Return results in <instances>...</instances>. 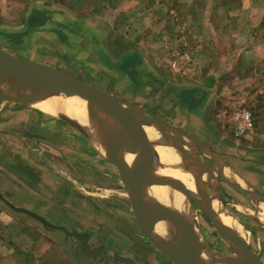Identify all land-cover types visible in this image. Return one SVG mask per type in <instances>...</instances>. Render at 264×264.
I'll return each instance as SVG.
<instances>
[{"label":"crops","instance_id":"0c3cea01","mask_svg":"<svg viewBox=\"0 0 264 264\" xmlns=\"http://www.w3.org/2000/svg\"><path fill=\"white\" fill-rule=\"evenodd\" d=\"M103 1L0 0V42L4 43L0 47L66 68L87 83L108 82L107 91L140 105L148 116L156 105L153 124L161 133L163 128L176 130L184 138L188 161L198 166L193 176L195 190L187 187L193 207L214 224L212 215L219 219L213 208L217 197L221 210L234 216L249 234L252 231L251 250L264 261V0H122L118 4L108 0L111 9L101 8ZM133 2L142 6L137 14L144 21H132L135 10L127 5ZM147 5L151 10L144 11ZM175 9L182 21L174 17ZM214 18L219 21L216 31L208 24ZM231 20L238 22L228 25ZM213 35L218 38L219 56L210 54ZM177 37L189 51L188 69L196 66L181 77L171 71L179 59L175 58V45L168 44L178 42ZM232 52L235 55L229 62L225 56ZM207 66L211 70L203 74ZM218 66L227 75L228 71L234 73V83L249 90L245 101L235 108H215L221 98ZM99 70H104L100 76L89 75ZM242 109L251 113L253 126L238 133ZM113 164L121 176L119 166ZM224 166L234 178L225 174ZM0 194L11 207L0 209V264H179L144 233L132 203L128 218L133 211L135 229L129 222L131 225H121L110 236L109 231L91 224L83 228L91 231H80L59 223L67 228L65 232L35 217L26 220L22 216L26 212ZM70 217L76 226L84 223L79 215ZM36 219L47 228L38 226ZM52 230L58 232L57 240Z\"/></svg>","mask_w":264,"mask_h":264},{"label":"rangeland","instance_id":"374dc122","mask_svg":"<svg viewBox=\"0 0 264 264\" xmlns=\"http://www.w3.org/2000/svg\"><path fill=\"white\" fill-rule=\"evenodd\" d=\"M120 1L122 0H116V4ZM133 3L127 5L130 10H135L133 12L135 14L131 18L132 21L136 23L139 22V19L144 21V17L137 14L142 6L138 4L139 2ZM86 6L84 5L87 10ZM104 6L105 9L107 7L111 9L108 0L102 2L101 8ZM147 6L146 9H143L144 11L151 10ZM176 11L175 9L174 17L178 21H182ZM183 22L189 25L186 20ZM209 22L211 29L215 31L219 29V21L216 18ZM236 22L238 21H228V25H235ZM201 25L205 26V23L202 21ZM232 27L236 28V26ZM227 33L228 37L232 36L230 31ZM0 38L3 37L0 36ZM177 40L179 41L170 40L168 44L175 45L177 53L175 58L179 59L174 67L171 66V71L181 77L186 74L183 73L184 71H192L196 66H190L188 69L189 51L186 46H183V40L180 37H177ZM207 41L209 43V39ZM0 43V46H4L3 42ZM210 45H212L210 46L212 48L211 56H219L221 53L216 52L218 38L215 35L210 37ZM196 53L198 56L200 55L197 49ZM227 55L225 57H228L230 62L235 53H227ZM215 68L212 69L213 73ZM218 68L222 73V76L218 77V94L221 98L216 101L215 108L222 106H226V110L235 108L245 101L249 90L244 85L234 83V73L229 74L228 71L227 75V70L223 71L222 69L223 66H218ZM63 70L68 71L66 68ZM210 70L208 66L203 68V74ZM102 71L104 70L95 73L91 71L89 75L92 78L93 75L100 76ZM105 73L108 75L107 72ZM82 78L84 77H79V79L85 80ZM95 78L97 77L95 76ZM90 84L105 91L111 87L108 82ZM119 98L121 97L119 96ZM141 104L144 105V103ZM156 108L155 105L152 110L154 111ZM40 111L42 110L23 101L12 102L0 97V191L10 201L13 200L15 205L38 210L37 212L45 215L47 219L57 224H68L69 228L91 231L90 227L87 230L83 229L84 226L91 224L98 230L109 231L112 236L118 227L121 225L127 227L131 225L129 223L131 222L132 230H134L137 222H134L135 216L132 210L131 218H128V207L131 204L129 188L123 180L122 174V177L120 176L119 169L94 146L88 135L77 128L72 118H61L43 111L44 114H42ZM153 111L148 112V114L152 113L149 114L152 118L156 115ZM168 116L169 120L173 119L170 114ZM229 207L231 211L238 213V209L234 205H229ZM1 208L11 209L0 198ZM193 210L195 211L194 224L201 234L202 242L216 252L235 253V247L221 235L215 224L204 220L196 206L193 207ZM71 215L81 216L84 223L76 226L72 222ZM22 216L26 220L33 221L35 219L27 213ZM67 216L68 218H66ZM250 221L248 220V223ZM37 225L42 229L46 227L39 222ZM56 233L58 232H51L54 240H57ZM254 239L251 231L247 243L250 248Z\"/></svg>","mask_w":264,"mask_h":264},{"label":"water","instance_id":"95a60500","mask_svg":"<svg viewBox=\"0 0 264 264\" xmlns=\"http://www.w3.org/2000/svg\"><path fill=\"white\" fill-rule=\"evenodd\" d=\"M0 60L2 62L0 63V97L2 98L23 101L36 107L39 102L37 99L41 96H78L95 103L99 108L113 110L114 118L108 133V140L114 144L113 154L118 157L121 154L129 153L133 155V159L131 163H128L126 159L117 162L113 158H108L115 162L121 170L123 180L129 188L137 221L144 233L155 245L172 256L179 264H213L215 261H219L221 264H233L241 260H247L249 264H264V261L251 250L246 242L238 236L230 234L221 224L220 219L213 215L212 219L215 226L221 235L235 247V253L222 254L208 248L199 239L200 237L197 238L193 234L194 222L188 221L186 218V220H179L170 228L165 227L169 237H164L156 232L157 224L164 219L155 207L144 201V194L152 174L157 172L156 162L152 158L157 157V150L145 128H143L145 127L143 123L150 125L156 123V120L148 116L144 109L87 83L61 68L18 56L2 47H0ZM16 67L21 68L26 74L18 84H14L12 80V72ZM51 115L61 118L68 117L61 112ZM160 126L163 127L162 124ZM174 147L183 150L184 144L181 141L174 144ZM183 152L187 154L186 151L183 150ZM212 154L214 155V153ZM163 177L177 184L178 190L186 197L194 212L192 195L183 180L168 175H163ZM13 206L17 210L24 211L39 219L47 226L68 232L65 226L54 224L35 211ZM186 248L189 249L190 255L187 257V261H182L179 250ZM205 253L210 256L208 259L205 258Z\"/></svg>","mask_w":264,"mask_h":264},{"label":"bare ground","instance_id":"6f19581e","mask_svg":"<svg viewBox=\"0 0 264 264\" xmlns=\"http://www.w3.org/2000/svg\"><path fill=\"white\" fill-rule=\"evenodd\" d=\"M0 63H2L1 60ZM25 75V72L21 68H14L12 72L14 84L20 83ZM37 100L39 102L36 104V107L40 110L50 114L61 112L72 118L77 128L88 135L94 146L106 157L113 158L117 162H122L126 159L128 163H131L133 155L125 153L118 157L115 156L113 154L114 144L111 140H108L109 129L114 118L112 109L99 108L95 103L78 96L48 95L47 97L41 96ZM143 124H145L143 128L149 134L157 150V157H152L156 162L157 172L153 173L149 180V186L144 194V201L155 207L165 220L157 224L156 232L164 237H169L165 227L170 228L179 220L188 219V221L194 222L195 211H192L186 197L178 190L177 184L169 181L163 175L178 177L183 180L189 189L195 190L193 176L196 174L195 171L198 166L188 161V154L183 151L180 152L173 147L174 144H178L184 140L176 130L163 128V133H161L154 124ZM109 160L112 161L111 159ZM224 170L226 175L231 179L234 178L229 168L224 166ZM213 208L217 211L224 228L230 234L238 236L247 243L249 231L234 216L220 209V202L217 197L213 200ZM205 209L210 212L209 209ZM193 231L195 237H200L199 239L202 241L198 228L194 227ZM188 250V248L179 250L182 261H187V257L190 255ZM204 256L206 259L210 257L207 253ZM213 264L221 263L215 261ZM233 264H249V262L241 260Z\"/></svg>","mask_w":264,"mask_h":264},{"label":"built area","instance_id":"2783aa9c","mask_svg":"<svg viewBox=\"0 0 264 264\" xmlns=\"http://www.w3.org/2000/svg\"><path fill=\"white\" fill-rule=\"evenodd\" d=\"M238 117L240 119L237 126L238 133H242L247 129H252L253 126L252 116L248 110L242 109L239 112Z\"/></svg>","mask_w":264,"mask_h":264}]
</instances>
